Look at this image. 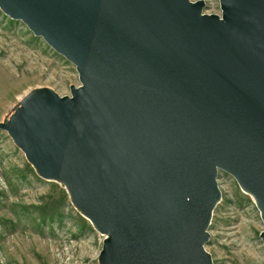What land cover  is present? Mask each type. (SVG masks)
Returning <instances> with one entry per match:
<instances>
[{"label": "water", "instance_id": "obj_1", "mask_svg": "<svg viewBox=\"0 0 264 264\" xmlns=\"http://www.w3.org/2000/svg\"><path fill=\"white\" fill-rule=\"evenodd\" d=\"M0 0L76 70L0 123L104 237L98 264H212L219 172L264 225V0ZM264 244V231L260 233Z\"/></svg>", "mask_w": 264, "mask_h": 264}, {"label": "rangeland", "instance_id": "obj_2", "mask_svg": "<svg viewBox=\"0 0 264 264\" xmlns=\"http://www.w3.org/2000/svg\"><path fill=\"white\" fill-rule=\"evenodd\" d=\"M201 1L203 14L220 15L218 0ZM79 85L70 62L0 11V123L32 90L66 97ZM22 154L0 130V264H98L103 237L64 187L39 178ZM217 177L221 201L203 248L212 264H264V225L253 200L225 172Z\"/></svg>", "mask_w": 264, "mask_h": 264}]
</instances>
